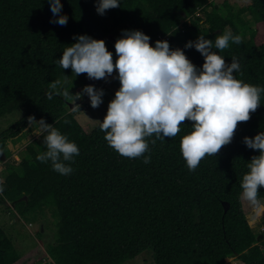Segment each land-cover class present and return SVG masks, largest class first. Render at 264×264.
Here are the masks:
<instances>
[{
    "label": "trees",
    "instance_id": "1",
    "mask_svg": "<svg viewBox=\"0 0 264 264\" xmlns=\"http://www.w3.org/2000/svg\"><path fill=\"white\" fill-rule=\"evenodd\" d=\"M120 3L99 14L95 0H62L68 20L60 25L52 22L49 0H0V118L23 112L4 133L16 135L28 125L29 115L43 116L80 149L70 162L73 171L61 175L36 159L45 147L39 136L0 170V205L10 202L25 221L45 216V209L57 219L46 249L52 259L38 257L27 264H122L147 248L153 249L155 264H226L231 256L243 264H264V234L253 231L240 202V179L248 159L258 153L242 138L264 128V92L249 119L238 122L232 140L216 154H206L192 171L180 152V137L191 123L187 119L173 137L155 143V134L146 138L151 150L146 164L142 157L116 152L98 125L86 131L69 109L75 94L45 95L57 78L63 87L88 84L85 73L75 76L57 62L73 34L104 38L115 59L108 35L117 38L125 28L142 29L150 43L162 35L171 47H183L199 33L214 38L229 29L240 34L241 42L230 41L218 51L226 61L233 55L239 59L240 71L234 73L239 78L264 85V0H250L238 10L226 0L222 13L217 5L209 9V0ZM184 51L194 64H202L197 49ZM113 82L114 88H108L112 97L119 80ZM258 197L264 203V187ZM27 256L0 226V264H23Z\"/></svg>",
    "mask_w": 264,
    "mask_h": 264
},
{
    "label": "clouds",
    "instance_id": "2",
    "mask_svg": "<svg viewBox=\"0 0 264 264\" xmlns=\"http://www.w3.org/2000/svg\"><path fill=\"white\" fill-rule=\"evenodd\" d=\"M120 4V0H95L99 14ZM49 7L52 22L67 23L68 15L61 11L62 0H49ZM121 33L114 41L115 59L104 38L79 33L73 34V42L65 44L57 61L75 76L85 73L91 79H100L114 74L119 80L103 119H98V127L107 144L120 155L142 157L144 163H149L151 150L146 138L155 134L151 140L155 143L156 139L173 137L187 119L191 123L180 137V152L192 171L206 154H216L229 143L238 122L248 120L261 103L264 85L239 78L234 74L240 71L239 59L233 55L226 61L218 51L228 48L230 41L239 44L240 34L225 29L209 38L199 33L183 47H171L167 39H161L162 35L150 43V35L139 28L121 29ZM188 47L201 53V65L186 55L184 49ZM103 92V88L85 84L74 93L70 110L80 109L75 101L82 94L88 95L92 107L98 106ZM56 94H70L59 78L45 90L49 98ZM27 121L45 146L36 153V159L49 163L61 175L70 174V162L80 151L77 143L43 116L36 119L29 115ZM242 139L247 147L258 149L248 159L247 170L240 179V196L251 206L253 216H258L264 212V203L258 197L264 187V128Z\"/></svg>",
    "mask_w": 264,
    "mask_h": 264
},
{
    "label": "rangeland",
    "instance_id": "3",
    "mask_svg": "<svg viewBox=\"0 0 264 264\" xmlns=\"http://www.w3.org/2000/svg\"><path fill=\"white\" fill-rule=\"evenodd\" d=\"M209 9L212 6L217 5L220 13L223 12V3L226 0H209ZM231 3L232 7L238 10L242 6H246L250 3V0H227ZM244 18H248V13L243 14ZM259 33L262 32L261 26H256ZM188 56V55H187ZM115 72V70H114ZM114 74L107 78H102L101 82L99 79H95L99 86L98 88H103L102 102L96 106L92 107L89 101V97L84 96L82 100L76 99V103L80 105V109L75 111L76 117L83 125L84 129L88 132L93 130L98 124V119H103L107 109V103L112 98V95L108 88H114ZM72 77H69L66 82L70 83ZM65 84V82H64ZM63 84V85H64ZM84 84H77L74 87L69 85L64 86L69 88L70 94L68 98L78 91ZM72 92V93H71ZM83 95V94H82ZM81 95V96H82ZM80 96V97H81ZM69 103H72L69 101ZM70 107V106H69ZM24 110V108H21ZM70 109V108H69ZM20 110V108H19ZM71 111V110H70ZM23 112L17 110V112H11L0 118V170L5 165L7 161L18 160L23 154L25 146L31 142H35L39 136L33 132L31 127L28 125L20 130L16 135H8L4 133L8 127H10L15 121H17ZM3 178V177H2ZM0 178V180L2 179ZM241 206L247 211L246 217L251 225L253 231L257 234H264V212L258 216H253L252 209L249 203L241 198ZM10 202H6L0 205V226L5 229L7 234L11 237L16 249L22 255H28L27 260L23 264L36 259L38 257H45V259H52L48 256L46 251L47 245L54 240V235L57 231L55 219L49 209H45V216H38L37 219L32 221H25L15 210ZM43 229V232L41 231ZM45 252V253H44ZM33 253V254H32ZM122 264H155V258L152 248H147L138 254L136 257L127 260ZM226 264H243L242 261L237 256H231L226 259Z\"/></svg>",
    "mask_w": 264,
    "mask_h": 264
},
{
    "label": "water",
    "instance_id": "4",
    "mask_svg": "<svg viewBox=\"0 0 264 264\" xmlns=\"http://www.w3.org/2000/svg\"><path fill=\"white\" fill-rule=\"evenodd\" d=\"M108 39H110L111 41H115V36L113 35V34H109L108 35ZM87 83L89 84V83H91V84H94L96 87H98L99 86V83L95 80V79H91V78H89L88 76H87ZM84 96H87V94H83L80 98H79V100H82V98L84 97ZM71 104L72 103H70V106H71ZM42 232H43V229L41 230Z\"/></svg>",
    "mask_w": 264,
    "mask_h": 264
},
{
    "label": "bare ground",
    "instance_id": "5",
    "mask_svg": "<svg viewBox=\"0 0 264 264\" xmlns=\"http://www.w3.org/2000/svg\"><path fill=\"white\" fill-rule=\"evenodd\" d=\"M45 253V252H44Z\"/></svg>",
    "mask_w": 264,
    "mask_h": 264
}]
</instances>
